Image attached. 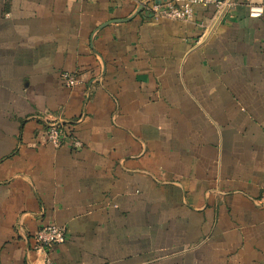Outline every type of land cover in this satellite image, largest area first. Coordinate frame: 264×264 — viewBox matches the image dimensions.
I'll return each mask as SVG.
<instances>
[{
  "label": "crops",
  "instance_id": "crops-1",
  "mask_svg": "<svg viewBox=\"0 0 264 264\" xmlns=\"http://www.w3.org/2000/svg\"><path fill=\"white\" fill-rule=\"evenodd\" d=\"M164 1L0 0V264H264V0Z\"/></svg>",
  "mask_w": 264,
  "mask_h": 264
},
{
  "label": "built area",
  "instance_id": "built-area-1",
  "mask_svg": "<svg viewBox=\"0 0 264 264\" xmlns=\"http://www.w3.org/2000/svg\"><path fill=\"white\" fill-rule=\"evenodd\" d=\"M214 6L217 10L224 8L226 5L220 0H165L163 5L154 3L150 8L156 15L170 20L186 21L192 17V7L194 6ZM264 13L262 5H249L248 17L250 19H259ZM62 82L65 87L73 88L78 83L75 76L69 73H62ZM43 139L54 148H60L65 143H69L74 148L80 147L77 141L60 123L47 124L42 133ZM34 250L36 253H45L50 247L60 245L65 241V231L56 225H49L37 230L33 236ZM45 264H51L46 257Z\"/></svg>",
  "mask_w": 264,
  "mask_h": 264
}]
</instances>
